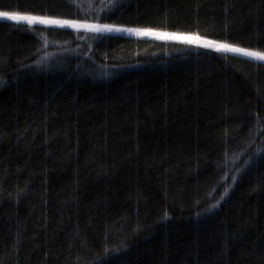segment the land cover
<instances>
[{
    "label": "trees",
    "instance_id": "1",
    "mask_svg": "<svg viewBox=\"0 0 264 264\" xmlns=\"http://www.w3.org/2000/svg\"><path fill=\"white\" fill-rule=\"evenodd\" d=\"M0 11L264 50V0ZM0 78V264H264V61L0 18Z\"/></svg>",
    "mask_w": 264,
    "mask_h": 264
},
{
    "label": "snow or ice",
    "instance_id": "2",
    "mask_svg": "<svg viewBox=\"0 0 264 264\" xmlns=\"http://www.w3.org/2000/svg\"><path fill=\"white\" fill-rule=\"evenodd\" d=\"M112 0H108V5L111 6ZM0 18H6L14 22H27L28 25L41 24V25H52L60 27H70L74 29H86L92 32H133L137 35H155L158 39H179L186 44H197L204 47L215 48L216 51L232 52L238 53L244 57H251L255 60L264 61V50L252 49L239 47L230 43H217L216 41H211L203 39L198 35H179L176 33L168 32H152L149 29H140V28H125L119 25L114 24H99V23H88L87 21L71 20V19H61L50 16H34L30 14H21L20 12H10V11H0ZM39 52V49H37ZM41 61H36L40 63ZM4 83L3 79L0 78V85ZM215 205H213L214 207ZM168 213H164V218L166 219ZM108 250L105 249V252Z\"/></svg>",
    "mask_w": 264,
    "mask_h": 264
},
{
    "label": "rangeland",
    "instance_id": "3",
    "mask_svg": "<svg viewBox=\"0 0 264 264\" xmlns=\"http://www.w3.org/2000/svg\"><path fill=\"white\" fill-rule=\"evenodd\" d=\"M1 19H6V18H1ZM100 24H105V23H100ZM48 26H52V25H48ZM67 27V26H65ZM122 27H125V28H134V27H126V26H122ZM67 28H70V27H67ZM74 29V28H72ZM83 29V28H81ZM152 32H164V31H157V30H151ZM102 33H112V34H123V35H133V36H141V37H152V38H156L155 35H137L133 32H126V31H120V32H116V31H112V32H102ZM168 33H172V32H168ZM178 34V33H176ZM179 35H186V34H179ZM204 39V38H203ZM166 40H172V41H176V42H183L182 40H179V39H166ZM208 40V39H207ZM213 41V40H211ZM217 42V41H216ZM217 43H220V42H217ZM196 46H201V47H204L202 45H197V44H194ZM206 48H209V47H206ZM210 49H215V48H210ZM232 53V52H231ZM235 54H238V53H235ZM251 58V57H249ZM253 59V58H252Z\"/></svg>",
    "mask_w": 264,
    "mask_h": 264
}]
</instances>
